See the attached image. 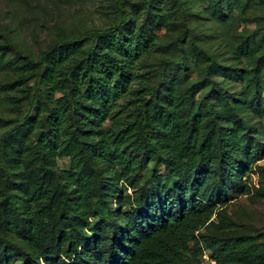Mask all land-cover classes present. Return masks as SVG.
Returning a JSON list of instances; mask_svg holds the SVG:
<instances>
[{"label": "trees", "instance_id": "16d2710c", "mask_svg": "<svg viewBox=\"0 0 264 264\" xmlns=\"http://www.w3.org/2000/svg\"><path fill=\"white\" fill-rule=\"evenodd\" d=\"M126 4L116 0V24L51 45L37 60L6 39L0 44L1 53L22 59L23 73L10 86L33 81L29 110L14 129L17 141L9 138L13 131L0 137V257L11 250L9 234L27 247L21 264H197L204 250L218 264H264V242L256 236H223L234 228L225 205L231 193L244 194L249 159L261 150L243 127L217 124L225 117L221 106L195 102L202 86L191 87L188 99L175 81L163 91L147 89L138 71L156 36L150 21L133 25ZM135 82L140 89H131ZM143 93L153 102H143L122 124L119 101ZM245 97L231 112L247 103ZM249 106L264 107L259 91ZM129 146L146 160L154 156L166 175H155L149 188L138 186L146 161L129 155ZM60 158L68 169L54 168ZM7 160H19L24 169L21 221L7 216ZM112 180L119 183L115 208L108 205ZM128 189L132 193L124 194Z\"/></svg>", "mask_w": 264, "mask_h": 264}, {"label": "rangeland", "instance_id": "374dc122", "mask_svg": "<svg viewBox=\"0 0 264 264\" xmlns=\"http://www.w3.org/2000/svg\"><path fill=\"white\" fill-rule=\"evenodd\" d=\"M126 6L133 25L140 28L150 21L148 29L156 36L152 49L142 57L138 71L147 78V89L156 86L158 92L163 91L175 81L179 95L188 99L191 87L202 86L194 97L195 102L205 101L217 109L221 106L225 117H218L217 124L243 127L250 133L252 147L261 150L258 156L249 159L253 163L242 179L246 184L244 194L231 193L225 205L234 228L223 236L251 235L264 242V107L249 106L257 91L264 99V68L260 77L256 75L264 62V0H151L146 3L127 0ZM119 18L116 0H0V44L6 39L37 60L51 45L69 42L92 29H105L116 24ZM91 40L92 36H87L85 43ZM176 60L184 65L174 63ZM21 64L22 59L14 52H0V137L13 131L9 136L11 141H17L14 129L28 112L32 93L33 81L26 86H10L23 73ZM209 65H212L210 71ZM257 81L259 87L255 85ZM141 86L135 82L131 89L138 90ZM244 96L247 103L231 112L232 105L244 101ZM153 99L147 93L125 96L119 101L123 113L118 119L122 124L127 123L130 112ZM181 111V116L186 118V110ZM208 111L211 114V108ZM30 113L34 116L37 112ZM109 124L106 122L104 127ZM145 127L150 129L148 125ZM127 152L137 160L146 161L139 173L138 186L149 188L155 175H166L164 166L154 156L146 160V154H136L132 146ZM7 163L11 174L7 216L21 221L26 198L20 188V172L24 169L19 160H7ZM53 165L60 170L69 168L66 158L56 159ZM118 188L119 183L112 180L108 194L110 208L116 207ZM123 193L131 194L132 190ZM3 198L0 190V200ZM95 222L93 219L92 224ZM6 238L12 246L9 253L0 257V264H21L27 247L14 235L7 234Z\"/></svg>", "mask_w": 264, "mask_h": 264}, {"label": "built area", "instance_id": "2783aa9c", "mask_svg": "<svg viewBox=\"0 0 264 264\" xmlns=\"http://www.w3.org/2000/svg\"><path fill=\"white\" fill-rule=\"evenodd\" d=\"M198 261L199 262L197 264H218L217 260H215L213 257L211 258L210 252L208 250L203 251Z\"/></svg>", "mask_w": 264, "mask_h": 264}]
</instances>
